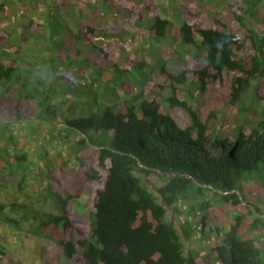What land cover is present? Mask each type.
I'll return each instance as SVG.
<instances>
[{
    "label": "trees",
    "instance_id": "16d2710c",
    "mask_svg": "<svg viewBox=\"0 0 264 264\" xmlns=\"http://www.w3.org/2000/svg\"><path fill=\"white\" fill-rule=\"evenodd\" d=\"M17 6L30 16L23 31L1 28ZM226 13L228 20L198 8L179 12L172 36L156 10L149 20L132 16L149 23L154 43L178 38L191 70L167 68L152 48L151 64L129 60L122 69L98 44L127 31L81 22L83 12L62 0H0V228L60 251L55 263L40 264H263V235L252 232L264 217L253 214L242 182L264 183V109L244 106L264 99V85L256 86L264 80V0L230 1ZM224 86L225 106L242 114L232 124L182 94ZM17 127L29 138L43 127L50 139L63 138L83 177L85 206L79 191L55 195L48 185L31 201L30 181L50 176L35 174ZM158 172L153 193L146 181ZM182 200L206 215L178 231L165 208L176 213ZM206 216L222 223L214 225L224 238L198 258L183 241L202 233ZM7 254L0 243L3 264H19Z\"/></svg>",
    "mask_w": 264,
    "mask_h": 264
},
{
    "label": "rangeland",
    "instance_id": "374dc122",
    "mask_svg": "<svg viewBox=\"0 0 264 264\" xmlns=\"http://www.w3.org/2000/svg\"><path fill=\"white\" fill-rule=\"evenodd\" d=\"M65 3H70L75 11H82L83 17L81 22H90V26L98 28L99 30L108 27H117L120 30L127 31V34L122 40L119 39H101L102 44H98L104 53L108 55V61L116 62L123 69L128 65V61H140L145 60L147 64H151L150 55L148 50L150 48L158 53V56L166 60V67L176 71L180 68H191L189 64V58L182 55V48L178 44L179 41L169 39L163 40L161 43H154L145 34L149 23L140 22H130L132 16L138 15L143 19H151L154 15V11L158 12V16L161 19H166L172 24V31L169 30L168 36H172V33L176 32L178 26L177 20L179 12L188 13L194 8L203 10L205 13H210L211 15L224 18L228 20L226 13V4L230 1L237 0H62ZM18 9L14 11L15 17L12 16L11 19L6 22L3 20V27H11L17 29L18 32H22L21 25L26 23V19H30V16ZM127 14L129 19L126 22H122L123 16ZM25 15V16H24ZM71 15V14H69ZM72 18V17H71ZM153 20H151L150 24ZM172 32V33H171ZM191 70V69H190ZM264 85V80L257 83L259 91ZM177 87V86H175ZM264 89V88H263ZM189 91V93H188ZM182 94L186 95L189 99L191 97L192 104H198L205 111L214 110L219 112L217 123L224 119L228 123H233L234 117L240 118L241 115L237 113L236 110L225 106L227 100L226 87H220L218 89H210L204 96L199 95L198 92L194 91L191 87L184 88ZM195 100H197V103ZM244 106L250 109L252 112L257 113L264 109V99L257 100L251 103L248 99L245 100ZM32 121V120H29ZM24 124L25 121H19ZM17 133L22 138H26L28 151L30 158L35 160V174L39 171L42 176H50L49 179L46 178H33L30 181L27 193L31 196V201L34 202V197L39 194H43L48 187L51 189L52 193L55 195H63L65 192L77 193L79 191L80 195L83 193V177L78 171L77 166L74 162V155L69 149L67 144H65L63 138L56 134H52L53 138L48 135H44L47 132V128H36L34 132H28L31 134L29 138L24 131L23 127H17ZM70 139L76 140V137L72 135ZM158 176H162L161 173H157L146 181L148 189L155 193L156 187H160L162 182L158 179ZM168 177V175H164ZM142 180L144 181L143 177ZM244 186L243 197L247 202L250 203L251 210L255 216H259L254 210L258 209L264 217V183L257 181H243ZM87 196L81 195L78 202L80 205H86ZM197 202L192 200H182L176 206V213L172 208L166 207V221L172 222L175 228L179 231V225L182 221L186 220L192 226L195 223H199L202 215H206L198 210ZM246 205V204H244ZM194 207L193 213L190 214V209ZM229 209V208H228ZM80 210V209H79ZM204 220L202 224L198 226V230H202V233L197 231L193 234L190 241H183L185 253L191 251L195 252L198 258L204 257L208 248L215 244H221L224 238V233L217 231L216 227H221V222L218 220L212 221L208 219ZM216 222L217 225H214ZM226 223V222H225ZM224 230L227 229V224H224ZM252 235H263L264 238V222L260 229L254 230ZM264 242V240H263ZM0 243L5 248L8 253L7 256L11 257V260L19 264H40L41 262H52L55 263L56 259L60 256V251L55 248L53 250H48L47 241L42 239H36L31 237H25L18 234L17 231L8 229L5 227L0 228ZM2 257V256H0ZM4 262L0 260V264ZM15 264V263H6ZM264 264V257H263Z\"/></svg>",
    "mask_w": 264,
    "mask_h": 264
}]
</instances>
